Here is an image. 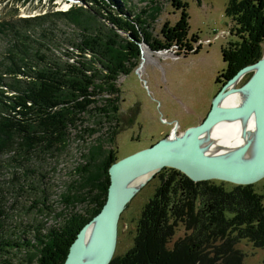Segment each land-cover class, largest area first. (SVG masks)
Returning a JSON list of instances; mask_svg holds the SVG:
<instances>
[{
  "label": "trees",
  "instance_id": "16d2710c",
  "mask_svg": "<svg viewBox=\"0 0 264 264\" xmlns=\"http://www.w3.org/2000/svg\"><path fill=\"white\" fill-rule=\"evenodd\" d=\"M82 1L90 5L86 11L71 6L54 13L84 31L78 41H70L76 52L66 51L68 58L64 62L45 54L42 43L34 49L27 43L30 38L26 28L44 20L50 12L20 17L16 22H0V32L8 30L13 35L5 49L7 53L0 58V154L13 152L19 158L63 147L69 129L78 126L82 115L90 111L99 118L115 120L119 89L114 82L119 74H128L137 65L140 43L151 51L175 48L176 55L182 56L200 49L199 45L193 48L197 36L188 37L189 15L184 0H171L179 10V18L173 25L164 23L161 38L154 37L149 30L155 9L147 21V17L141 16L144 11L131 14L126 0H118V12L105 15L111 27L101 31L96 30V13H109L113 3ZM225 15L236 22L241 39L237 47L221 50L226 63L221 76L226 82L242 66L260 57L264 0H229ZM117 31H123L126 37L122 38ZM115 130L112 126L108 131L109 141L113 140ZM93 131L94 128L81 129V133ZM91 150L90 147L83 154L85 163L77 170L89 189L86 195L75 197L90 207L82 213L67 214L61 224L51 226L45 233L36 228L34 242L24 243L36 251L28 256V264H62L77 232L102 208L109 185L108 168L119 158L112 149H97L96 153ZM156 174L160 184L141 211L133 247L122 257H113L109 264H194V253L204 251L210 242L216 241L221 242L224 250L232 249L240 239L264 246L263 197L251 185H232L226 190L222 181L194 182L169 167ZM64 199L70 200L66 196ZM180 225L185 233L168 249L166 244ZM1 243L18 249L23 245L6 237L1 238Z\"/></svg>",
  "mask_w": 264,
  "mask_h": 264
},
{
  "label": "rangeland",
  "instance_id": "374dc122",
  "mask_svg": "<svg viewBox=\"0 0 264 264\" xmlns=\"http://www.w3.org/2000/svg\"><path fill=\"white\" fill-rule=\"evenodd\" d=\"M106 1L113 5L110 3L109 13L102 10L96 13V30H108L111 25L105 15H115L119 10L118 0ZM184 1L189 15L188 37L192 34L197 36L193 48L199 45V51L182 56L176 55L175 48L151 51L140 43L137 65L128 74H119L114 82L119 89L116 93L117 124H114L116 120L99 118L90 111L82 115L83 121L78 126L69 129L63 147L45 153L38 151L28 157L18 158L13 152L0 154V264H28V256L36 251L24 243L27 240L34 242L36 228L45 233L51 226L61 224L67 214L82 213L90 207L89 203L75 199L76 195H86L89 189L77 170L85 163L83 154L90 147L93 153L97 149L104 152L112 149L121 158L149 147L174 129L179 135L206 116L225 82L221 73L226 63L222 60L221 50L237 47L241 39L236 22L225 15L229 0ZM85 3L82 0H0V22L11 23L20 17L50 12L47 18L26 28L30 38L27 43L30 49L42 43L41 49L45 54L64 62L68 58L66 51L76 52L70 41H78L84 31L83 27L75 26L54 13L64 12L71 6L86 11L90 5ZM125 6L131 9V14L144 11L141 16L147 17V21L155 9L149 30L156 38H161L160 30L164 23L173 25L179 18V10L171 0H126ZM117 33L122 38L127 35L123 31ZM12 36L8 30L0 32V58L7 53L5 49ZM263 53L264 41L260 44L259 59ZM259 59L241 68L253 66ZM253 72L254 68L245 70L235 84L228 86V90L242 88ZM112 126H115L116 133L109 141L108 131ZM84 127L94 128V131L81 133ZM158 171L134 192L122 211L113 257H122L133 247L141 211L160 184ZM232 185L223 183L226 190H230ZM251 187L262 195L264 204V177ZM63 196L70 200H63ZM184 233V227L178 226L166 247L171 249L174 241ZM5 237L12 243L23 245L19 249L3 245L1 238ZM223 248L219 241L210 242L204 251L194 253L197 260L194 264H264V246H255L247 239H240L232 249L228 248L229 251Z\"/></svg>",
  "mask_w": 264,
  "mask_h": 264
},
{
  "label": "water",
  "instance_id": "95a60500",
  "mask_svg": "<svg viewBox=\"0 0 264 264\" xmlns=\"http://www.w3.org/2000/svg\"><path fill=\"white\" fill-rule=\"evenodd\" d=\"M248 68H254L249 80L241 90L247 91L245 100L238 105L222 106L219 97L227 86L236 81ZM252 113L255 120L257 155L247 162H232L215 158L204 153L200 137L215 123L221 120L240 117ZM175 134V132H174ZM170 135L156 141L149 147L140 149L114 161L108 168L109 185L106 200L100 211L77 232L69 245L62 264H109L113 258L116 243L118 220L126 204L137 187L131 185L133 179L169 167L182 172L190 180H218L233 185H251L264 177V53L253 65L239 69L226 80L215 96L204 119L186 128L176 137ZM95 221L93 242L98 251L86 258L88 250L87 227Z\"/></svg>",
  "mask_w": 264,
  "mask_h": 264
},
{
  "label": "bare ground",
  "instance_id": "6f19581e",
  "mask_svg": "<svg viewBox=\"0 0 264 264\" xmlns=\"http://www.w3.org/2000/svg\"><path fill=\"white\" fill-rule=\"evenodd\" d=\"M237 80L231 82L229 85L232 86ZM228 86L224 93L219 97L218 104L222 106L241 104L246 98L247 91L237 88L228 90ZM255 129V120L252 113L232 119L221 120L204 131L200 137V144L204 153L212 157L222 158L232 162H247L257 155ZM175 130L176 129L169 134V138L178 135ZM148 178L147 175L139 176L133 179L131 185L137 187L141 182L144 180L146 181ZM94 233L95 221H93L86 229V235L88 238L86 258L92 257L98 251V247L93 242Z\"/></svg>",
  "mask_w": 264,
  "mask_h": 264
},
{
  "label": "flooded vegetation",
  "instance_id": "af4514ba",
  "mask_svg": "<svg viewBox=\"0 0 264 264\" xmlns=\"http://www.w3.org/2000/svg\"><path fill=\"white\" fill-rule=\"evenodd\" d=\"M115 120H116V121L114 122V124H115V123H117V120H118V119H117V118H115Z\"/></svg>",
  "mask_w": 264,
  "mask_h": 264
}]
</instances>
